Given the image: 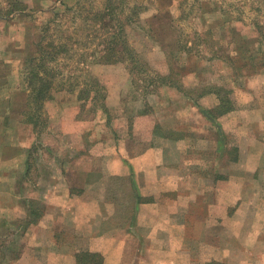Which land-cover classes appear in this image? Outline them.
I'll return each instance as SVG.
<instances>
[{"label":"rangeland","instance_id":"rangeland-1","mask_svg":"<svg viewBox=\"0 0 264 264\" xmlns=\"http://www.w3.org/2000/svg\"><path fill=\"white\" fill-rule=\"evenodd\" d=\"M23 1L27 9L10 13L0 0V154L26 160L30 180L18 188H41L47 177L58 187L60 168L69 174L74 161L84 174L152 148L181 172L178 186L200 192L197 206L225 209V228L208 221V234H221L231 263L264 264V0H112L108 17L110 0ZM43 33L69 51L44 63L42 80L28 79ZM112 34L133 59L96 61ZM26 81L49 84L41 108ZM215 172L226 178L212 184ZM204 182L219 188L206 192Z\"/></svg>","mask_w":264,"mask_h":264},{"label":"crops","instance_id":"crops-1","mask_svg":"<svg viewBox=\"0 0 264 264\" xmlns=\"http://www.w3.org/2000/svg\"><path fill=\"white\" fill-rule=\"evenodd\" d=\"M31 144L27 141L20 145ZM2 156L0 264H230L232 261L228 259V248L218 247L225 244L219 237L221 234L218 239L208 234L209 227L225 228L228 217L225 209L197 206L195 198L200 192H193L188 185L184 190L178 186L181 172L175 165L169 169L161 164L155 149H146L133 158L113 156L105 161L103 169H88L84 174L76 171L80 163L74 161L69 174L60 168L58 187L46 185L50 178L44 181L40 173L44 182L35 189L28 184L18 188V182L30 180L24 167L26 160H3ZM58 162L60 166L61 162L66 164V160ZM215 173L218 174L212 184L226 178ZM204 185L206 192L215 188L207 182ZM199 207L200 214L196 211ZM233 208L237 211L235 205ZM210 213L222 215L212 219ZM213 249L220 256L207 254ZM236 249L230 248V252Z\"/></svg>","mask_w":264,"mask_h":264},{"label":"trees","instance_id":"trees-1","mask_svg":"<svg viewBox=\"0 0 264 264\" xmlns=\"http://www.w3.org/2000/svg\"><path fill=\"white\" fill-rule=\"evenodd\" d=\"M6 2H7L6 5H8V10L10 9L9 10L10 13L24 11L28 7L23 0H6ZM114 5L117 6L112 0H110L108 3V11L106 13V16L113 14V10L115 8ZM68 8H65L63 10H67ZM104 15H102L100 17L99 21L102 20V17H103V20L106 18ZM58 17H59V12H58V10H55L54 13L52 14V16H50V18H48V21H46L45 24L43 25L42 31L43 32L46 31L50 27L49 24L56 21L58 19ZM44 33L41 36V39H39V41L37 42L38 56H33V57L27 59V64H28L27 69H29V70L31 69V71H32L30 73V76L29 75L27 76L28 79L29 78H31V79L36 78L37 80H42V78H40L38 76V73H39L40 69H44V63L51 62V61L55 60L59 56V54H63L64 52L69 51V47L67 45H65L64 43L54 44L52 41H47L44 37ZM111 38L112 39L109 41V43H110V45L115 44V45H113V47H111L110 45L104 46V48L99 50L101 52L99 56H96L94 54L95 52L92 53L93 56L95 58H97L96 61L98 63L101 62L102 60L106 61V62L115 63L117 61L122 60L125 55L128 58H131V59L134 58L135 53H134V51H132L127 46L126 39L121 38L122 41L118 43L117 39L120 40V37L118 34L117 35L112 34ZM116 45H121L122 50H119V48H116ZM70 49L73 50L72 47H70ZM112 57H116V59H113ZM100 58H101V61H100ZM45 60H47V61L45 62ZM30 65L32 66L31 68H29ZM31 79H30V81H31ZM30 81L29 82L26 81L27 84L31 85ZM93 86H94V83L92 82V84L88 88H87V86L85 88H79V90H78L79 100L84 99L86 97V95H88L90 93V90L94 91V88H92ZM47 90H49V84L48 83L44 84V82H41L39 84V86L31 85L30 95L32 96L31 97L32 101H37L35 103V105H37V107L38 106L40 108L42 107V105L40 104V100L47 97V95H46ZM95 93H97V92H95ZM92 99H94V98H92ZM84 104L85 103H83L82 105H84ZM204 111H205V114H207V115L210 112L209 110H204Z\"/></svg>","mask_w":264,"mask_h":264}]
</instances>
